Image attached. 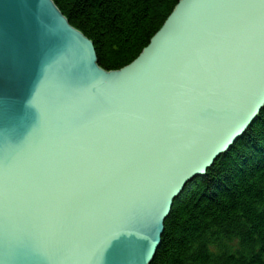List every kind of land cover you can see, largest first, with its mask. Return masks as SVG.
Segmentation results:
<instances>
[{"label":"water","instance_id":"obj_1","mask_svg":"<svg viewBox=\"0 0 264 264\" xmlns=\"http://www.w3.org/2000/svg\"><path fill=\"white\" fill-rule=\"evenodd\" d=\"M263 108L264 0H181L116 72L51 0H0V264H150Z\"/></svg>","mask_w":264,"mask_h":264},{"label":"trees","instance_id":"obj_2","mask_svg":"<svg viewBox=\"0 0 264 264\" xmlns=\"http://www.w3.org/2000/svg\"><path fill=\"white\" fill-rule=\"evenodd\" d=\"M116 72L135 61L181 0H51ZM150 264H264V108L164 221Z\"/></svg>","mask_w":264,"mask_h":264},{"label":"bare ground","instance_id":"obj_3","mask_svg":"<svg viewBox=\"0 0 264 264\" xmlns=\"http://www.w3.org/2000/svg\"><path fill=\"white\" fill-rule=\"evenodd\" d=\"M257 117H258V115H257ZM257 117H256L255 121L257 120ZM246 131H247V130L244 131L243 135L246 133Z\"/></svg>","mask_w":264,"mask_h":264}]
</instances>
